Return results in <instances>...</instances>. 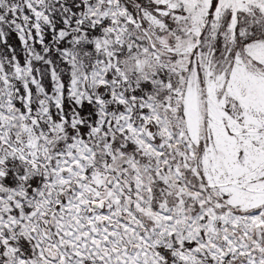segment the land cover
<instances>
[{
	"label": "snow or ice",
	"instance_id": "snow-or-ice-1",
	"mask_svg": "<svg viewBox=\"0 0 264 264\" xmlns=\"http://www.w3.org/2000/svg\"><path fill=\"white\" fill-rule=\"evenodd\" d=\"M0 264H264V0H0Z\"/></svg>",
	"mask_w": 264,
	"mask_h": 264
}]
</instances>
